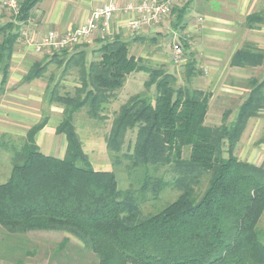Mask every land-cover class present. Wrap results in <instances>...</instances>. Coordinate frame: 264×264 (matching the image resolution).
I'll return each mask as SVG.
<instances>
[{"label": "trees", "instance_id": "trees-1", "mask_svg": "<svg viewBox=\"0 0 264 264\" xmlns=\"http://www.w3.org/2000/svg\"><path fill=\"white\" fill-rule=\"evenodd\" d=\"M41 1L19 0L14 20L0 25V86L10 74L21 27ZM188 6V2L172 6L167 17L173 15V28L184 23ZM259 17L260 12L252 13L246 23L252 27ZM132 35V41L146 38ZM98 41V59L88 61L84 49L65 59L64 70L78 68L75 96L59 95L56 87L45 96L49 105L63 107L55 132L65 136L64 156L45 154L36 143L46 117L31 125L22 146L13 150L9 176L0 183V227L11 234L68 232L95 255L97 264H264V227L259 226L264 165L234 153L249 118L264 110V78L249 81L250 89L232 120L209 127L204 120L210 91L176 86L173 73L147 67L131 55L129 40L119 33ZM60 51L46 55L50 59L45 62H33L24 80L41 77L52 58L64 60L67 49ZM261 59V53L246 46L233 54L231 63L252 66ZM192 63L186 64L187 82L193 76ZM139 71L148 74L144 85L154 87L155 95L130 96L120 105L105 139L113 164L123 157L129 174L144 168L137 188L120 189L112 171L93 168L73 113L86 107L90 117L99 118L106 99L130 73ZM133 128V150L121 156L125 132ZM262 143L264 133L255 142ZM185 147L187 158L182 157ZM161 168H169L171 180L157 174ZM203 181L205 186L198 191ZM166 187L177 191L176 198L157 212L143 213L142 203L157 198Z\"/></svg>", "mask_w": 264, "mask_h": 264}, {"label": "rangeland", "instance_id": "rangeland-1", "mask_svg": "<svg viewBox=\"0 0 264 264\" xmlns=\"http://www.w3.org/2000/svg\"><path fill=\"white\" fill-rule=\"evenodd\" d=\"M186 1L188 0H178L179 5L177 6L183 5ZM208 1L195 0V28L192 27L191 15L186 16L184 23H181L184 27L180 25L173 28L171 26L173 15H170L159 25V29L148 32L143 40L132 41V34H119L123 39L129 40V53L136 58H141L144 65L151 68H163V70L173 73L176 77V86L210 91L211 98L204 124L209 127H216L233 119L237 108L248 93L244 92L242 94L241 90L239 92L233 86L250 89L249 81L252 76L242 78L243 76L239 73L230 72L229 67H244L249 73L250 71L253 73V78L256 77V79L261 80L264 78V57L261 53L262 59L259 64L252 66L234 65L230 62L228 63L229 67H225L224 57L219 62H214L209 54L210 50L213 49L212 41L209 38L210 33L206 22L203 20L211 7ZM41 2L33 9L28 23L21 27V31H26L35 40L41 38L40 35V37H35V35L42 30H47L49 26L43 22L45 18L43 14L36 11L40 8H46L48 0H42ZM43 13L45 12L43 11ZM14 18L15 12L2 5L0 0V25L14 20ZM194 29L195 31H193ZM114 34L115 31L112 30L111 35L104 38L94 37L84 44L66 48L67 54L64 56V60L59 58L61 65H58L59 59L52 58L41 77L28 81L24 80V76L30 65L36 61L43 60L45 62L49 60L50 55L57 49L43 47L36 51L32 45L24 43L23 38L17 42L15 50L20 49L22 56L13 58L12 55L7 82L0 86V183L5 182L9 176L13 150L22 146L27 129L44 117L48 121L44 127L43 137L45 143H49L47 151L44 153L59 156L57 146H54V143L60 139L65 140L63 134L58 135L55 133V128L63 117V107L54 103L49 105L45 96L50 89L56 87L59 95L74 97L80 86L78 68L73 66L64 70L65 59L72 57L71 55L79 49L86 51L88 61L98 59L97 48L100 42H97V39L101 41L109 40ZM183 39L188 44L186 48L183 45ZM176 43L182 49V59L178 62H175L172 56L173 45ZM252 44L251 42H245L243 47L249 46L254 50ZM76 46L83 48H76ZM60 50L58 54L61 52ZM254 51L259 52L257 49ZM46 55L49 57L46 58ZM190 61L193 62L194 72L187 82L185 80L186 64ZM254 66L256 68H253ZM260 66L261 68H259ZM240 71L243 72V70ZM147 78L148 74L142 71L130 73L126 77L123 86L113 91L112 94L110 93L111 96L102 104L98 112L99 118L90 117L87 114L86 107H82L73 113V124L81 139L83 150L88 155L93 168L95 170L112 171L116 176L117 185L120 189H126L130 185L137 188L144 168L129 174L125 168L126 161L123 157H120L121 163L113 164L106 148L105 139L109 134L112 119L120 105L130 96L139 93L154 97V87L146 88L144 85ZM263 133L264 110L258 116L249 118L236 144L235 155L239 159L256 157V160H263L264 162V150H260L261 152L258 153L255 151L257 147L259 148V144H255V142ZM135 137L136 128L128 129L125 132L120 151L121 156L122 153H131ZM188 154L189 149L185 147L182 157L187 158ZM224 155L226 154L224 153ZM157 174L167 180H171L173 177V173L169 168H161ZM204 186L205 181L198 187V191L203 190ZM177 194L176 190L166 187L157 198H149L142 203L141 209L143 213L157 212L165 203L174 200ZM259 226L264 227V212L259 220ZM0 264H97V258L86 249L80 240L68 232L28 231L24 234H11L0 227Z\"/></svg>", "mask_w": 264, "mask_h": 264}, {"label": "crops", "instance_id": "crops-1", "mask_svg": "<svg viewBox=\"0 0 264 264\" xmlns=\"http://www.w3.org/2000/svg\"><path fill=\"white\" fill-rule=\"evenodd\" d=\"M118 2H123V0H118ZM186 2H188L189 6L185 17L191 15L193 20L192 27L195 28V0H188ZM41 3L42 2H40L39 5ZM98 3H100V0H85L84 2L83 0H78L75 2L73 0H48L46 8H40L36 11H40V14H43L45 17L43 22L47 23L49 26L47 30L41 31L42 34L41 32H38L35 37H42V35H44L50 29L63 31L80 24L86 19L91 10ZM208 3L211 5V7L209 13L203 20L206 22L208 26V32L210 33L209 38L210 41H212L211 43L213 49L210 50L209 54L214 62H219V60L224 57L225 67H227L228 63H230L232 60L233 54L237 50L243 48L245 42L253 43L252 45L254 50H259V52L262 53L264 57V0H209ZM174 5H179L178 0H175ZM82 9L84 11H81ZM43 11L45 13H43ZM258 12H260V17L256 22L253 23L252 27H249V25L246 23L247 16ZM164 20L161 23H163ZM160 24L152 28H145L137 34L145 36L148 32L159 29L158 27ZM113 31H115V33H122L124 35L134 33L125 26V23L121 20L120 16L117 17L113 23ZM193 31H195V29ZM15 56H17V58L22 56L20 49L14 51L13 58ZM229 68L230 72L236 74L239 73L243 76L242 78L251 76L252 78L254 77L252 75L253 73H251V71L249 73L244 67L230 66ZM253 68L256 67L254 66ZM259 68H261V66ZM240 70H243V72ZM233 88L239 90V92L241 90L242 94L249 91L248 88L243 87L233 86ZM44 127L36 135V143L43 153L47 151V147L49 146V143H45V138L43 137ZM63 138L65 141L60 139L58 142L54 143V146H57V153H59V156L57 157L60 158L64 156L66 148L65 136ZM258 146L259 148L257 147L255 149L256 153L261 152L260 150H264L263 143L259 144ZM255 158L249 157L247 159L242 158L241 160H245L255 165H264L263 160H256L257 158Z\"/></svg>", "mask_w": 264, "mask_h": 264}, {"label": "built area", "instance_id": "built-area-1", "mask_svg": "<svg viewBox=\"0 0 264 264\" xmlns=\"http://www.w3.org/2000/svg\"><path fill=\"white\" fill-rule=\"evenodd\" d=\"M175 0H100L90 14L80 24L62 32L49 30L40 39L22 30L24 43L32 45L36 51L41 48L65 49L86 43L94 37L111 35L113 23L120 16L131 32L138 33L145 28L160 24L171 12ZM2 5L17 13L19 0H1ZM173 60L182 59L179 44L173 45Z\"/></svg>", "mask_w": 264, "mask_h": 264}]
</instances>
